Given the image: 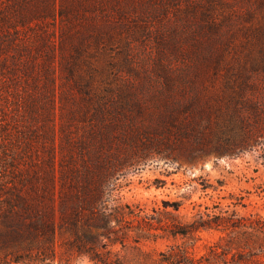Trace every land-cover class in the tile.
Listing matches in <instances>:
<instances>
[{
	"label": "trees",
	"instance_id": "16d2710c",
	"mask_svg": "<svg viewBox=\"0 0 264 264\" xmlns=\"http://www.w3.org/2000/svg\"><path fill=\"white\" fill-rule=\"evenodd\" d=\"M154 1L202 20L195 35L218 30L217 8L222 22L236 11V0ZM254 2L252 41L190 69L167 65L144 78V95L142 83L97 91L91 80L103 67L89 58L107 61L130 30H148L132 0H0V264H51L57 254L66 263L264 264V217L240 215L241 198L186 218L179 202H125L117 181L144 152L173 164L264 151V0ZM201 230L222 236L196 257L186 244ZM162 239L182 243L148 247Z\"/></svg>",
	"mask_w": 264,
	"mask_h": 264
},
{
	"label": "rangeland",
	"instance_id": "374dc122",
	"mask_svg": "<svg viewBox=\"0 0 264 264\" xmlns=\"http://www.w3.org/2000/svg\"><path fill=\"white\" fill-rule=\"evenodd\" d=\"M132 2V6L138 5L133 15L141 17V23L148 30L142 34L138 28L130 30L125 39L115 42L110 48L107 61H104L105 58H89L98 68L103 67V70L91 75L97 91L108 87L132 91L142 83L143 94L147 95L150 83H145V77L161 74L163 68L168 66L175 71L193 68L211 52H233L236 46L242 47L254 39L255 20L260 17L254 0H236L232 4L236 11L228 14L223 22V10L216 9L215 14L221 22L215 33H209L207 27L203 26L204 34L195 35L199 29L197 27L203 22L195 20L187 10L173 7L168 2L164 6L161 1L158 3L154 0ZM201 2L203 0H181L180 6L184 8L189 3L201 5ZM250 16H254V20L250 21ZM84 69L83 77L88 80L90 74ZM160 86L153 87L158 90ZM146 101L151 110L158 107L160 102L149 98ZM135 117L138 119V116ZM121 173L117 181L125 202L138 203L148 210L161 206L162 201L179 202L180 214L191 218L198 205L201 209L222 207L229 204L232 201L230 196H233L241 198L246 205V208L238 206L240 215L259 213L264 217V151L260 149L233 159L208 155L195 162L180 159L173 164L165 163L153 152H144L123 167ZM221 236L222 233L216 230H201L195 242L191 241L186 246L190 254L198 257L217 243ZM180 243V239H162L148 247L161 251L166 250L168 245ZM51 264L92 263L78 258H71L66 263L57 254Z\"/></svg>",
	"mask_w": 264,
	"mask_h": 264
}]
</instances>
